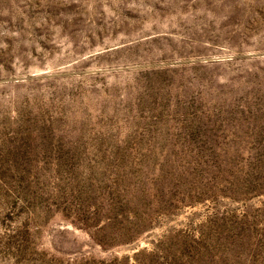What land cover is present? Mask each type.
Listing matches in <instances>:
<instances>
[{
	"label": "rangeland",
	"instance_id": "374dc122",
	"mask_svg": "<svg viewBox=\"0 0 264 264\" xmlns=\"http://www.w3.org/2000/svg\"><path fill=\"white\" fill-rule=\"evenodd\" d=\"M0 264H264V0H0Z\"/></svg>",
	"mask_w": 264,
	"mask_h": 264
}]
</instances>
